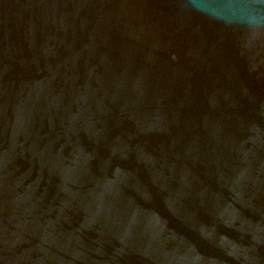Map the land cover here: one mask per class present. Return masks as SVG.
<instances>
[{"label": "water", "instance_id": "water-1", "mask_svg": "<svg viewBox=\"0 0 264 264\" xmlns=\"http://www.w3.org/2000/svg\"><path fill=\"white\" fill-rule=\"evenodd\" d=\"M0 264H264V0H0Z\"/></svg>", "mask_w": 264, "mask_h": 264}]
</instances>
